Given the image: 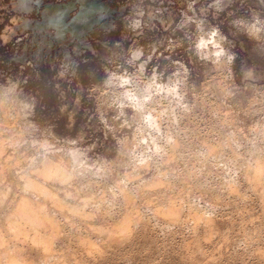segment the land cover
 Masks as SVG:
<instances>
[{
	"label": "clouds",
	"instance_id": "clouds-1",
	"mask_svg": "<svg viewBox=\"0 0 264 264\" xmlns=\"http://www.w3.org/2000/svg\"><path fill=\"white\" fill-rule=\"evenodd\" d=\"M145 3L127 0L83 61L77 45L48 57L44 76L39 57L0 68V264L103 259L104 245L131 235V216L93 227L97 238L74 236L65 222L92 220L126 193L169 189L168 208L151 213L192 232L203 225L206 242L221 203L248 199L242 183L259 190L264 209V0H183L163 25L167 56L139 42L158 15ZM33 73L43 87L30 86ZM45 91L61 101L54 115H43ZM70 92L78 106L92 103L87 120L62 102ZM148 167L155 183L141 178ZM230 255L264 264V227L244 231Z\"/></svg>",
	"mask_w": 264,
	"mask_h": 264
},
{
	"label": "rangeland",
	"instance_id": "rangeland-1",
	"mask_svg": "<svg viewBox=\"0 0 264 264\" xmlns=\"http://www.w3.org/2000/svg\"><path fill=\"white\" fill-rule=\"evenodd\" d=\"M37 1L39 2V0H0V68L12 69L17 64L39 57L37 66L41 75L44 76L48 73L47 64L44 62L48 57L61 49L77 45L80 46V58L83 61L91 55L88 50L89 45L95 46L96 39L109 38L104 36V30L110 28L112 24L119 25L121 17L127 12L124 8L127 0H102L108 9L101 6L98 0H89V8H92L91 3L95 4L85 20L92 26L85 29L82 25L85 20H77L81 23L76 31L72 32L69 24L68 28L60 24L63 18L61 9L65 8V3H75V7L66 16L65 22L69 23L70 19L84 8L83 0H44L40 5ZM45 3L59 4L61 9L56 8L57 13L52 16L51 11L54 8H48L50 15L48 19L43 20L42 11L45 9ZM148 6L158 10V15L153 21L155 28L151 31L145 30L139 42L145 48L155 49L158 53L164 52L167 56L168 53L164 49L169 42L167 38L171 36V30L166 32L163 25L177 17L184 6L183 0H146L145 7ZM21 20L24 21L23 31L18 29ZM52 22L59 23V27L54 26ZM119 35L118 27L111 33L110 38L116 39ZM5 41L8 43L5 44ZM177 52L182 54V50L178 49ZM30 86L43 87L42 80L36 79L35 73ZM42 95L44 97L42 104L46 108L43 115H54L61 101L47 91ZM75 100L76 92H70L62 102L68 104L69 112L77 111L78 120H87L85 112L93 108L92 103L85 97L81 99L78 106ZM103 151L107 154L110 149L106 146V150ZM140 175L145 181L156 182L155 173L151 167L145 168ZM240 192L248 199L244 200L237 196L227 198L221 203L215 222L217 234L210 242H206V237L210 233L203 225L192 232L188 230L191 227L190 224L185 226L183 223H174L168 215L151 213L150 209L159 207L166 210L168 208L173 193L164 187L140 192L135 197L128 194L118 196L112 207L102 206L99 214L92 220L67 217L70 223L65 222V230L74 236L90 234L96 238V234L91 232V227L97 225L111 227L117 222L120 224L119 220L125 215L130 216L128 213H131V217L137 221L131 224V236L124 239H112V243L109 241L111 243L109 247L108 244L104 245L108 248H105L107 251L103 259L93 261L91 258H86V264H239V261L230 253L242 239V233L252 228L264 227V209L260 205L259 190H253V186L242 183ZM149 201L151 203H148ZM224 204H227V207H224ZM136 211L142 213L143 219L134 218ZM65 215L61 214L60 218L64 219ZM72 219L74 222L71 221ZM73 224L77 227H72Z\"/></svg>",
	"mask_w": 264,
	"mask_h": 264
},
{
	"label": "water",
	"instance_id": "water-1",
	"mask_svg": "<svg viewBox=\"0 0 264 264\" xmlns=\"http://www.w3.org/2000/svg\"><path fill=\"white\" fill-rule=\"evenodd\" d=\"M42 1L44 2V0H39V2L37 1V3L40 5L42 3ZM44 5H45V9H43V11H42V16H43V20H46V19H48V16L50 15L48 8H50L49 6L52 7L53 6V3H45ZM57 6H59L58 8L61 9V5L57 4ZM64 6H65V8L64 9H61L63 11V18H61L62 19L61 21H62L63 26L66 27V28H68L67 26H68L69 23L68 22H65L66 21V18H67L66 16H67V13H69V11L72 8L75 7V3L74 2H71L69 4H66L65 3ZM52 8H55V7H52ZM82 10L83 9H81L79 11V13L76 16H74L70 21H77V20L84 19V17H86V16H84V13H83ZM52 23H53L54 26H57L58 25V27H59V23H56V22H52Z\"/></svg>",
	"mask_w": 264,
	"mask_h": 264
},
{
	"label": "bare ground",
	"instance_id": "bare-ground-1",
	"mask_svg": "<svg viewBox=\"0 0 264 264\" xmlns=\"http://www.w3.org/2000/svg\"><path fill=\"white\" fill-rule=\"evenodd\" d=\"M84 2H85V5H84V10H82L83 11V13H84V16H86V17H88V15L90 14V12L93 10V5L95 4H93V3H91V7L92 8H89V0H83ZM100 5V4H99ZM49 7H51V6H49ZM52 7H55L54 8V10H52L51 12H52V16H54L56 13H57V9H56V7L58 8V6L57 5H55V3H53V6ZM96 7V6H95ZM104 7V6H103ZM53 9V8H52ZM96 9H97V7H96ZM54 18V17H53ZM86 18L84 17V19L83 20H85ZM60 24H62V23H60ZM85 25V24H84ZM84 27V26H83ZM127 194V193H126ZM125 194V195H126ZM129 209H131V208H129ZM128 210V209H127ZM128 212V211H127ZM131 212V211H130ZM133 212V211H132ZM124 213H126V212H124ZM127 214V213H126ZM128 214H130V216H132L131 215V213H128ZM65 215V214H64ZM125 215V214H124ZM63 216V215H62ZM126 216V215H125ZM124 216V217H125ZM74 218V217H73ZM76 218V217H75ZM120 218H123V217H120ZM133 218V217H132ZM134 218H137V217H134ZM80 219V218H79ZM81 220V219H80ZM121 220H123V219H121ZM121 220H119L120 222H121ZM137 220H139L138 218H137ZM72 222H74V220L72 219L71 220ZM78 221V220H77ZM137 222L135 219H133L132 220V222ZM139 222V221H138ZM116 223V222H115ZM118 223V222H117ZM117 223L116 224H113V225H117ZM119 224V223H118ZM104 225V224H103ZM136 225V224H135ZM105 226V225H104ZM107 226V225H106ZM110 226V225H109ZM112 226V225H111ZM93 227H95V226H93ZM93 227H91V228H93ZM132 228V227H131ZM91 232H92V229H91ZM93 233V232H92ZM93 234H95V233H93ZM131 236V235H130ZM129 237V236H128ZM97 238V237H96ZM102 238V237H101ZM106 238V237H105ZM103 239V238H102ZM116 239V238H115ZM111 241V240H110ZM110 243V242H109ZM108 243V247H109V245H111V243H112V241H111V243L109 244ZM107 245V244H106ZM107 246H105V248H108ZM106 251H107V249H106Z\"/></svg>",
	"mask_w": 264,
	"mask_h": 264
},
{
	"label": "flooded vegetation",
	"instance_id": "flooded-vegetation-1",
	"mask_svg": "<svg viewBox=\"0 0 264 264\" xmlns=\"http://www.w3.org/2000/svg\"><path fill=\"white\" fill-rule=\"evenodd\" d=\"M100 3H101V6H104L105 9H108L106 7V5L104 4V2L102 0H98ZM72 19V18H71ZM70 19V20H71ZM87 19V18H86ZM84 21V20H83ZM94 22V21H93ZM92 22V24H93ZM81 21H69V28L71 29L72 32H75L76 31V28L78 25H80ZM85 24V25H84ZM82 24L84 26L85 29L91 27L92 25L90 24V22H87V20H85V23ZM90 24V25H89ZM82 28V26L80 27Z\"/></svg>",
	"mask_w": 264,
	"mask_h": 264
}]
</instances>
